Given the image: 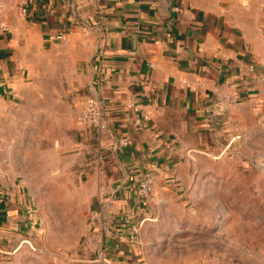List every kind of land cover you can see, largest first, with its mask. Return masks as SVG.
<instances>
[{"label":"crops","instance_id":"crops-1","mask_svg":"<svg viewBox=\"0 0 264 264\" xmlns=\"http://www.w3.org/2000/svg\"><path fill=\"white\" fill-rule=\"evenodd\" d=\"M2 3L0 161H77L94 216L88 247L104 264H156L146 247L188 221L208 161H249L259 142L264 0H31L25 16L21 0ZM84 97L104 129L72 120ZM18 176L0 172L2 244L33 226Z\"/></svg>","mask_w":264,"mask_h":264},{"label":"rangeland","instance_id":"rangeland-1","mask_svg":"<svg viewBox=\"0 0 264 264\" xmlns=\"http://www.w3.org/2000/svg\"><path fill=\"white\" fill-rule=\"evenodd\" d=\"M84 99L72 104L75 123ZM261 129L249 161H208L212 177L195 183L200 196L186 201L188 221L158 231L146 247L156 264H264V121ZM78 168L77 161H0V172L8 179L18 174L16 182L34 203L32 228L16 244L0 243V264H98L95 260L105 259L85 241L94 216Z\"/></svg>","mask_w":264,"mask_h":264},{"label":"built area","instance_id":"built-area-1","mask_svg":"<svg viewBox=\"0 0 264 264\" xmlns=\"http://www.w3.org/2000/svg\"><path fill=\"white\" fill-rule=\"evenodd\" d=\"M31 0H21V13L25 16L28 13V6ZM3 6L2 0H0V8ZM87 25H82V29L86 30ZM0 29L3 31L9 30V27L4 24H0ZM64 37L63 32L52 33L48 35L49 40H60ZM77 121L79 124L91 127L95 130L104 129L106 121L103 118L102 108L99 103L93 97H86L82 103L80 111L77 115ZM121 144H126V140H121ZM137 194L141 197H148L152 192V185L150 175L146 173L137 186ZM31 210V208H29ZM138 227L133 229L134 232L138 231ZM98 264H104V259L95 260Z\"/></svg>","mask_w":264,"mask_h":264},{"label":"water","instance_id":"water-1","mask_svg":"<svg viewBox=\"0 0 264 264\" xmlns=\"http://www.w3.org/2000/svg\"><path fill=\"white\" fill-rule=\"evenodd\" d=\"M214 107H217V109H219V108H221V104H217V105H215Z\"/></svg>","mask_w":264,"mask_h":264}]
</instances>
